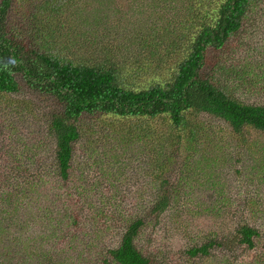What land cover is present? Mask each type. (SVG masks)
Instances as JSON below:
<instances>
[{"label":"trees","instance_id":"obj_1","mask_svg":"<svg viewBox=\"0 0 264 264\" xmlns=\"http://www.w3.org/2000/svg\"><path fill=\"white\" fill-rule=\"evenodd\" d=\"M130 3L139 4L135 8L141 12L143 7L149 9L143 28H151L146 38L137 40L140 48L146 50V60L132 67V73L145 71L153 64L161 67L160 63L148 61L150 51L152 56L158 54L153 49L158 44L175 55L181 52L174 66L167 68L168 74L146 86H135L126 78L129 60L121 63L119 55L125 54L122 57L125 59L128 56L117 45L114 50L118 56L102 47L98 28L107 23L106 13L91 12L79 0H0V96L13 95L4 99L12 103L20 93L34 92L51 101L48 132L55 140L52 166L44 161L34 164L31 161L30 169L26 161L18 160L19 164L12 163L6 168L0 160V213L5 214L0 224L11 217L14 221L24 202L29 207H38L40 198L49 197L40 183L54 177L64 188L61 205L41 209L53 233L63 221L78 225L88 208L104 217L110 214L130 217L122 226L119 242L107 249V264L108 259L118 264H152V254L139 247L137 237L142 229L159 224L164 215L175 211L179 195L166 171L174 166L190 168L187 166L194 152H204L219 133L232 132L235 138L239 135V146L248 142L245 132L250 129L264 133V103L247 102L234 92L241 83V88L254 89L258 87L256 81L247 68L238 64L225 66L229 54L240 48V36L245 35V26L253 14L264 16V0H130ZM81 26L94 28L87 32L93 31L91 35L95 36L92 51L83 44L87 47L84 54L71 49L68 37L61 41L62 28ZM160 34L167 35V41L156 40L164 39ZM224 72L236 77L235 85L229 86L222 80ZM205 117L223 121L228 130L225 126L216 129L210 123L205 124ZM95 136L111 145L98 151L102 140L94 141ZM79 142H85L84 151L97 153L94 162L103 164L110 184H116L109 168L113 162H120L117 168L123 172L120 168L124 161L142 157L140 154L144 152L151 163L154 159L158 161L159 171L150 181L152 192L146 202L140 203L145 208L138 210L141 213L136 218L125 214L136 210L121 207L123 201H118L115 193L107 195L100 189L103 186L91 187L99 179L92 181L76 160ZM132 146L135 152L129 154ZM87 161H93L92 156ZM74 177L76 180L72 182ZM74 202L78 204L76 211L69 207ZM250 204L247 208L252 213L256 205L253 201ZM78 211L82 214H75ZM110 224L103 221L94 225L96 240L105 238V232L112 229ZM225 226L209 231L206 242L189 247L186 253L209 255L211 250L222 248L231 264L232 255L245 247L255 252L252 264L264 261V231L260 226L251 223L249 217L242 218L231 231L225 230ZM19 247L26 252L28 245ZM26 254L33 259L30 263L11 251L0 255V263H42L29 252Z\"/></svg>","mask_w":264,"mask_h":264},{"label":"rangeland","instance_id":"obj_2","mask_svg":"<svg viewBox=\"0 0 264 264\" xmlns=\"http://www.w3.org/2000/svg\"><path fill=\"white\" fill-rule=\"evenodd\" d=\"M79 2L89 6L88 9L91 12L107 14L105 17L108 19L107 23L98 28L102 47L110 54L115 53L118 56L116 53L118 51L114 50L117 45L122 53L127 54L126 59L122 58L125 54L119 56H121V63L129 60L126 78L135 86H146L149 82L159 80L170 72L167 68L174 66L177 58L181 57V52L175 55L164 45L158 44L156 48H153L158 54L152 56L150 51L148 61L160 63L161 67H154L153 64L145 71L132 73V67L146 60V50L140 48L137 40L146 38L147 33L150 32L151 28H143L149 9L143 7L141 12L135 8L140 5L130 3V0H79ZM116 2H119L120 6ZM126 12V15L121 16ZM116 23H119L118 26H115ZM245 28V35L240 36V48L229 54L225 66L238 64L240 68H247L249 76L256 81L258 87L241 88V83L234 92L247 102L264 103V16L254 13ZM89 29L94 31V28H88V26L62 28L61 41L68 37L71 49L79 52L78 54H84L87 47L92 51L91 46L95 42V36L91 35L93 31L87 32ZM160 35L164 39L156 40L167 41V35ZM83 44L87 47L84 48ZM222 80H225L229 86L236 84V77L227 72L223 73ZM10 97L13 95L0 96V160L2 164L8 168L12 163L17 165L21 161H26L31 169V161L33 164L44 161L45 164L48 162V165L52 166L55 140L48 132L51 101L34 92H29L27 95L24 92L20 93L14 97L16 102L8 103L4 100ZM212 119V117H205L203 121L205 124L210 123L217 127L216 129L225 126L228 130L223 121ZM121 122L123 121L120 120ZM245 133L248 142L242 146H239V135L235 138L232 132L219 133L217 140L211 139L204 152H194L187 166H191L190 168L182 165L174 166L166 171L172 179V187L178 191L179 195L175 211L164 215L159 224L155 226L152 224L151 227L142 229L137 237L139 247L146 253L152 254V264H230L222 248L211 250L209 255L196 256H189L186 250L195 244L201 245L206 242L207 233L216 230L218 226L226 224L225 230L231 231L242 218L246 217L264 231V133L251 129L250 132ZM97 138L100 136L93 137L94 141ZM100 139L102 141L98 151L103 150L106 145H111L104 142V139ZM84 143L79 142L76 145L75 156L92 181L99 179L91 187L103 186L100 188L103 193L107 195L115 193L118 201H123L121 207L136 210V212H125V214H131L132 218H136L141 213L138 210L145 208L140 203L146 202L152 192L150 181L159 171L158 161L154 159L155 161L151 163L150 156L148 157V154L144 152L140 154L142 157L136 156L124 161L120 168L124 170L123 172L117 168L120 162L117 164L113 162L109 168L110 173H114L116 177L112 178L116 184H110L102 169L103 164L94 162L97 153L92 155L91 151H84ZM88 145L91 148L92 144ZM148 151L152 153L149 148ZM131 152H135L133 146L128 153ZM90 156L93 161L88 162L87 159ZM49 175L50 173L47 176ZM75 180L76 177L72 182ZM118 180H121V183ZM40 184H43L49 197L40 198L37 202L38 207L36 205L29 207L25 202L22 203L15 213L17 221H11V217L10 221L4 220L0 224V255L11 251L12 255L23 258L29 263L33 259L26 254L27 252L34 256L37 262H42L41 264L51 262L53 264H107L105 262L108 256L107 249L119 242L123 231L122 226L130 217H119L117 214L104 217L86 207L88 211H84L85 217L78 225L71 226L69 222L63 221L58 226L57 232L53 233V227L42 217L41 209L50 207L51 204L54 205L53 208L59 207L64 188L57 184L54 177L42 180ZM89 201L90 199L87 203ZM252 201L256 207L250 213L249 207ZM69 207L76 211L78 204L74 202ZM75 214L81 215L82 211ZM4 215L0 213V219ZM103 221L111 223L112 229L105 232L104 239L96 240L94 225L96 223L100 225ZM24 244L28 245L26 252L19 247ZM43 256L46 259H43ZM232 256L231 264H252L255 252L242 247ZM108 260L109 264H118L113 263L112 259ZM260 264H264V261H260Z\"/></svg>","mask_w":264,"mask_h":264}]
</instances>
